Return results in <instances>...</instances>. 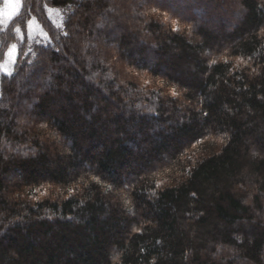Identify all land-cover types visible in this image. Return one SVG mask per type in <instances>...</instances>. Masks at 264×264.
<instances>
[{"label":"trees","instance_id":"trees-1","mask_svg":"<svg viewBox=\"0 0 264 264\" xmlns=\"http://www.w3.org/2000/svg\"><path fill=\"white\" fill-rule=\"evenodd\" d=\"M11 44L0 264H264V0H22Z\"/></svg>","mask_w":264,"mask_h":264},{"label":"snow or ice","instance_id":"snow-or-ice-1","mask_svg":"<svg viewBox=\"0 0 264 264\" xmlns=\"http://www.w3.org/2000/svg\"><path fill=\"white\" fill-rule=\"evenodd\" d=\"M5 5H14L11 13L8 14V21L11 23L19 15L20 9L22 7V0H4ZM3 21L0 20V27L3 26ZM34 20L27 22V28L29 31L33 28ZM15 32L19 35L21 42L23 41V30L20 27L15 28ZM44 35H47L44 33ZM19 48L17 44H11L7 51L4 53L3 58L0 59V78L12 79L17 75V57L19 55ZM31 63V61H29Z\"/></svg>","mask_w":264,"mask_h":264},{"label":"rangeland","instance_id":"rangeland-1","mask_svg":"<svg viewBox=\"0 0 264 264\" xmlns=\"http://www.w3.org/2000/svg\"><path fill=\"white\" fill-rule=\"evenodd\" d=\"M13 8H14V5H11V4L5 5L4 0H0V20H2L4 22L3 26L0 27V34L5 30V28L9 24L8 14L12 12ZM28 32H29V30H28ZM30 32L32 35H35V34L41 35L42 34L40 28L35 23H33V28Z\"/></svg>","mask_w":264,"mask_h":264}]
</instances>
